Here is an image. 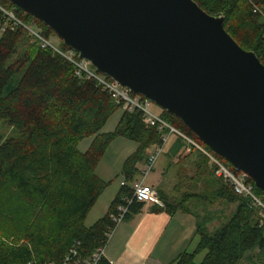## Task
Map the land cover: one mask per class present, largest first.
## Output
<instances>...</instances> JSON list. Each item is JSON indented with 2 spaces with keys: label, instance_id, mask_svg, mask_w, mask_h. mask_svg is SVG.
Instances as JSON below:
<instances>
[{
  "label": "trees",
  "instance_id": "trees-1",
  "mask_svg": "<svg viewBox=\"0 0 264 264\" xmlns=\"http://www.w3.org/2000/svg\"><path fill=\"white\" fill-rule=\"evenodd\" d=\"M194 1L205 12L223 16L225 30L264 64V0ZM0 4L15 7L8 0H0ZM16 14L25 23L34 20L44 38L54 35L24 11L17 8ZM60 42L61 48H68ZM118 108L93 79L77 75L72 63L51 48H42L24 28H11L0 13V124L11 128L8 134L0 130V264L60 263L72 252L75 259L88 260L105 246L108 232L115 227L109 213L131 189L122 185L106 214L86 227L87 213L107 186L95 172L98 159L115 137L135 140L138 149L123 168L126 180L131 181L138 172L136 164L145 161L150 148L162 143V132L148 126L143 113L133 109L122 112L113 132L98 134L86 151H79L78 142L96 134ZM160 116L233 167L178 118L165 110ZM183 143L187 142L176 136L171 148L178 152ZM248 181L255 194H262L250 178ZM215 185L214 198L235 204L233 212L213 231L194 213L196 246L179 254L173 264H264V222L257 210L221 178ZM158 192L164 206L155 207L168 213H192L184 203L198 197L185 193L175 202ZM143 205L132 201L124 219ZM11 236L14 241H7ZM202 252L203 258L197 262L195 257ZM96 264L111 263L102 255Z\"/></svg>",
  "mask_w": 264,
  "mask_h": 264
},
{
  "label": "water",
  "instance_id": "water-1",
  "mask_svg": "<svg viewBox=\"0 0 264 264\" xmlns=\"http://www.w3.org/2000/svg\"><path fill=\"white\" fill-rule=\"evenodd\" d=\"M264 194V64L194 0H8Z\"/></svg>",
  "mask_w": 264,
  "mask_h": 264
},
{
  "label": "rangeland",
  "instance_id": "rangeland-1",
  "mask_svg": "<svg viewBox=\"0 0 264 264\" xmlns=\"http://www.w3.org/2000/svg\"><path fill=\"white\" fill-rule=\"evenodd\" d=\"M257 9L259 8L257 7ZM26 23L35 32L41 34V29L34 20H27ZM45 38L61 51H66V49L61 48V40L55 34H49L48 37ZM57 54L60 55L59 53ZM91 68L94 69L93 67ZM76 74L79 75L78 73ZM85 79L88 78L85 77ZM106 92L110 94L108 91ZM113 100L119 108L110 115L106 123L96 134L85 137L78 142L77 148L79 151H86L98 134L111 133L115 130L122 112L126 109L122 102L117 101L115 98H113ZM148 108L156 115L162 114L163 109L152 101L149 103ZM175 124L180 125L177 121H175ZM0 130L8 134L11 128L1 123ZM176 136L175 134L170 136V139L166 145L163 146L160 155L157 157L153 169L147 174L144 181L148 184H154L156 189L160 190L162 196L170 201L179 202L185 193L198 195L197 198L189 199L185 201L184 204L193 214L195 213L197 215L198 221L204 223L208 231H213L226 221L233 212L235 204H229L223 200L214 198L212 193L215 190V182L219 177L214 174V168L209 158L202 151L189 143H183V147L178 152H174L171 148V144ZM138 145L139 144L135 140L124 136H117L107 145L103 154L98 159L95 172L107 183V186L87 213L84 220L86 227L92 226L98 219L106 214L111 201L122 185L132 187L135 181L143 180V175L140 172L143 168L142 162L136 164L138 172L135 174L133 180H126L123 173L126 160L135 154ZM153 149V147L150 148L147 151V155ZM199 153L204 155L208 159V162H206ZM228 168L234 171L233 167ZM257 195L264 200L263 193ZM196 239L197 238H195V244L189 247L187 251H192L194 249L197 243ZM7 241L11 242L14 241V239L11 236L7 238ZM203 255L204 252L196 255L195 260L197 262L200 261Z\"/></svg>",
  "mask_w": 264,
  "mask_h": 264
},
{
  "label": "built area",
  "instance_id": "built-area-1",
  "mask_svg": "<svg viewBox=\"0 0 264 264\" xmlns=\"http://www.w3.org/2000/svg\"><path fill=\"white\" fill-rule=\"evenodd\" d=\"M16 9V7L7 9L0 4V13L12 28L20 26L30 32L38 39L42 48L49 47L55 52L62 55L67 61L75 66L76 73L88 79H93L96 84L99 85L103 90L105 89L106 91H108L113 98H115L117 101L122 102L126 110H140L144 115L145 123L148 126L156 127L162 132L161 145L153 147L154 149L148 153L145 161L143 162V168L140 170L141 174L143 175V180L135 181L132 187H130V195L122 196L120 201L121 203L117 204L116 208L109 213V218L112 223L117 225L119 222L124 220L125 213L127 212L128 206L132 201L141 202L143 204L149 203L161 207L164 206L163 200L161 199L159 192L154 184H148L144 181V179L147 174L153 169L157 157L160 155L163 146L166 145L172 134L183 138L187 143L191 144L194 147H197L200 151H202L209 158V161L214 168V174L221 178L226 184H228L236 194L245 197L250 202L252 207L257 210L261 221L264 222V200L257 194H255L253 184L248 181L249 177L246 173L234 167L233 168L235 172L232 171L218 158L214 157L211 153H209L195 141H193L192 139L178 131V129L173 127L167 121H165L160 115H156L155 113L150 111L148 105L151 101L149 99L139 94L131 93L125 86L120 85L110 78L108 79L104 74L92 69L90 67V63L85 59H80L78 57V54L71 48H67L66 51L63 52L55 47L41 34L35 32L25 22H23L21 18L17 16ZM111 231L112 230L108 232L107 239ZM103 248L104 246L96 249L91 258L88 260H79L77 258L75 259V254L72 252L73 255L68 253L64 260H62L60 263L49 262L40 264H96L98 259L103 255Z\"/></svg>",
  "mask_w": 264,
  "mask_h": 264
},
{
  "label": "crops",
  "instance_id": "crops-1",
  "mask_svg": "<svg viewBox=\"0 0 264 264\" xmlns=\"http://www.w3.org/2000/svg\"><path fill=\"white\" fill-rule=\"evenodd\" d=\"M196 222L192 213H168L145 203L138 213L115 225L103 256L111 264H173L195 244Z\"/></svg>",
  "mask_w": 264,
  "mask_h": 264
}]
</instances>
